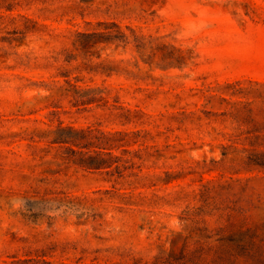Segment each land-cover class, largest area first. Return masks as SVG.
I'll list each match as a JSON object with an SVG mask.
<instances>
[{"label": "rangeland", "instance_id": "obj_1", "mask_svg": "<svg viewBox=\"0 0 264 264\" xmlns=\"http://www.w3.org/2000/svg\"><path fill=\"white\" fill-rule=\"evenodd\" d=\"M264 0H0V264H264Z\"/></svg>", "mask_w": 264, "mask_h": 264}, {"label": "trees", "instance_id": "obj_2", "mask_svg": "<svg viewBox=\"0 0 264 264\" xmlns=\"http://www.w3.org/2000/svg\"><path fill=\"white\" fill-rule=\"evenodd\" d=\"M260 133H255V136H263L264 137V126L260 128H256ZM248 162L258 165H264V149H252L247 157Z\"/></svg>", "mask_w": 264, "mask_h": 264}]
</instances>
